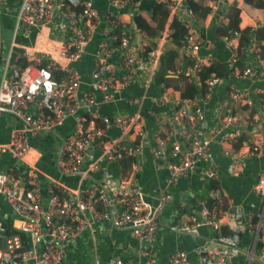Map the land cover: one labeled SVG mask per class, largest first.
Segmentation results:
<instances>
[{"label": "built area", "instance_id": "2783aa9c", "mask_svg": "<svg viewBox=\"0 0 264 264\" xmlns=\"http://www.w3.org/2000/svg\"><path fill=\"white\" fill-rule=\"evenodd\" d=\"M162 1L167 13L183 29L179 47L189 61L186 65L189 79L198 83L197 70L213 57L199 51L201 39L193 30L195 10L189 5L181 9L183 0ZM5 2L0 0V12ZM107 3L115 11L100 13L92 0H19L6 49L0 21V113L15 117L18 125L11 129L6 141L0 142V196L12 216L10 226L16 230L5 232L4 216L0 212V264H60L65 255L64 242L102 221L128 230L140 243L155 242L160 212L171 197L169 186L178 177L195 170L201 171L204 181L217 178L216 164L209 156L212 143L222 144L228 136L233 139L234 131L228 130L231 126L252 127L258 120L253 110L246 113L231 108L222 110L216 103L212 122L203 127L204 113L193 98L172 97L168 125L152 130L148 147L155 167L165 168L167 175L165 185L155 193L153 200L133 184L129 173L118 178L104 174L85 183L102 160L137 155L145 137L139 118L143 94L129 99L136 107L134 111L108 116L95 110L93 91L101 93L102 101H110L117 85L123 86L132 76H140L148 85L159 61L158 46L145 49L141 43L148 44L149 39L139 41L134 37L135 31L143 33V30L135 24L134 28L129 27L120 18L123 12L131 13L129 9L134 12L131 14H136L134 9L139 0H107ZM61 27L64 28L59 29ZM33 29L36 33L30 44L14 41L17 30L27 36ZM63 29L67 30L66 35L61 33ZM96 30L99 31L96 59L88 70L86 88L80 90L81 73L72 63L81 57ZM166 36L167 30L160 34V39ZM227 43L232 66L237 43ZM115 48L120 50L119 69L103 59ZM142 49H145L144 55ZM254 51L256 63L242 65L236 74L255 82L263 78L264 65L258 50ZM205 81L209 89L220 79L211 74ZM158 84L160 89L165 88L164 81L159 80ZM263 91L256 86V92ZM209 93L210 90L206 91L202 99ZM228 99L239 106L253 104L246 86L229 85ZM73 114L72 129L63 135L56 134L54 164L60 175H75L77 183L71 186L58 179L43 180L34 159L27 158L28 135L54 133L65 116ZM95 118L100 120V125L95 123ZM109 126L117 128L112 136H107ZM233 142L220 148L228 173L237 171L243 159L264 151V127L246 136L244 147L241 143L234 147ZM3 154L9 156L7 162L2 161ZM133 166L138 167V163ZM253 189L259 194L260 203L252 211L235 203L228 202L225 208L207 203L206 199L217 201L225 195L217 185L206 189L203 198L196 201L191 210L174 213L166 224L173 232H187L200 225L217 232L193 244L192 258L183 248L174 247L167 254V264H226L239 250L241 233L246 230L251 241L246 251L247 260L254 257L264 264V172L256 176ZM221 226L225 232L220 231ZM140 253L146 256L144 261L113 255L104 264H153L151 248L141 249Z\"/></svg>", "mask_w": 264, "mask_h": 264}, {"label": "crops", "instance_id": "0c3cea01", "mask_svg": "<svg viewBox=\"0 0 264 264\" xmlns=\"http://www.w3.org/2000/svg\"><path fill=\"white\" fill-rule=\"evenodd\" d=\"M92 1L99 11H115V8L108 5L107 0ZM197 1L200 2V7L195 10L196 18L193 24V30L201 39V45L199 48L200 53L212 55L213 59H217L223 64H230L231 49L227 42L236 41L237 43V34L234 35L235 33L232 32L229 36H226L219 32V28L227 21L226 13L228 7L231 4H235L238 7V29L245 26L254 27L264 24V7H257L246 3L243 0ZM18 2L19 0H6L1 8L0 21L2 26V42L4 43L5 49L8 46L13 31L15 23L14 11ZM149 2L150 0H139L137 8L134 10L153 27L155 26V22L152 21L149 16ZM212 3L214 4V7L211 6ZM186 6L188 5L185 3V0H183L180 3L181 9ZM130 11L131 13H134L131 9H129V12ZM131 13L123 12L120 14V18L125 21L129 27L134 28V21L132 18L134 14ZM171 19H174V17L167 13L163 25L156 30V34L150 35L144 31L143 33H137L135 31L134 37L139 41L144 40L145 37L149 39L148 44L145 42L141 43V46H144L145 49L152 46H158L159 61L160 55L164 49L173 47L176 52L173 59L175 68L171 72L169 71L170 73L167 75L173 74L174 76L177 74L176 70L179 72L181 68L187 73L186 65H188L189 61L184 57L183 50L179 45L176 46L173 44L171 39V28L169 26ZM62 28L64 27L59 29ZM166 30L168 31V36L160 39V34ZM35 33L36 30L33 29L27 36H23L21 31L17 30L15 32L14 41L18 44L28 45L32 42ZM61 33L66 35L67 30L63 29L61 30ZM56 34L61 35L60 33ZM98 38L99 31L96 30L86 44L81 57L72 63L73 67L81 73L82 80L79 87L80 90L86 88L89 80L88 70L96 59L95 43ZM257 41L254 37L249 40V43L240 56L243 65L246 63H256L254 50H258ZM145 49H142L141 51L143 55ZM119 54L120 50L115 48L105 55L103 59L119 69ZM260 62L264 65V57ZM241 67L242 66L240 65H237L236 67L234 66L229 72L228 77L225 79L220 78V81L214 87L209 88L208 90H210V93L206 99H202V94L200 93H196V95L189 98H193V100L201 107L204 113V120L201 125L207 127L209 123L212 122L216 103H219L222 106V110L231 108L243 112V108H241L243 106H239L229 101V85L234 84L249 88V96L253 101L251 107L253 109L255 107L257 108L256 110H253V113L258 118L257 122L252 127H244L241 125L231 126L228 130L234 131V138L230 139L232 136H228L222 144L213 142L209 156L216 164L218 170L217 178L219 180V185L222 187L227 197V203L239 204L245 208V210L252 211L255 210L260 203V196L254 191L253 183L256 176L260 172H264V151L243 159L240 166L237 167V171L228 173L226 169V158L222 155L220 150L223 145L228 143L232 144L239 134L243 135L241 145L244 147L246 145L245 137H248L250 133H256L257 131L263 130L264 127V122L262 121L264 111H261V108L257 105L258 103H256L257 95L260 93L264 94V91L256 92V86L264 89V76L261 80L255 82L247 77L238 76L236 73ZM187 74L188 77H191L189 73ZM159 87V84L156 83L154 79L150 81L148 85H145L142 78L135 75L132 76L129 81H126L123 86L117 85V91L115 92L113 99L110 101H102L101 93L99 91H93V96L96 101L94 105L95 110L98 113L108 116L126 114L134 111L136 107L129 99L143 94L139 107V118L143 124L145 137H142L141 151L137 155L133 157H122L114 161L102 160L101 165L98 166L97 170L91 172V176L85 179V183H88L91 178L99 179L103 177L104 174H109L118 178L126 177V173H129L131 174L130 179L133 184L138 185L145 196L151 200H153L155 193L165 185L167 177L166 169H157L155 167V160L148 147L152 142V130L157 127L166 128L168 125V107L171 104L170 99L172 97L181 96L179 93L180 87L174 88L172 85H165L163 90ZM246 108L249 110V107ZM73 117H75V114L65 116L62 123L54 129V133L39 132L28 135L30 147L28 149L27 158L34 159L35 164L40 170L39 176H41L43 180L49 178L53 180L58 179L62 184H70L71 186H74L77 183V177L75 175H60L54 164L55 152L58 145L57 135H63L72 129ZM95 123L97 125L101 124L98 118H95ZM17 126V120L15 117L8 113H0V142L6 141L11 129ZM116 131V127L109 126L106 129L107 136L114 135ZM130 139H133L132 135L130 136ZM8 160L9 156L3 154L2 161L7 162ZM135 162L138 163V167L133 166ZM40 180L41 179H39V182H41ZM169 191L171 192V197L160 212V225L157 230L155 242L143 241L140 243L128 230L114 228L109 222L102 221L101 223H94L91 228L82 229L76 236L64 242L65 255L60 264H104L106 260L113 255H118L122 258L130 256L138 258L140 261H144L146 256L141 254L140 250H145L146 248H151L153 252V264H167V254L177 246L186 250L188 255L192 258L193 255L191 249L193 244L197 241L214 236L217 230H214L207 225H200L187 232L176 233L171 231L168 227V229L165 230V224L169 222L170 217L174 213H177V211L186 212L191 210L193 208V200L196 202L201 198V193L205 192L201 171L195 170L192 173L178 177V179L169 186ZM0 202V212L2 215L5 218L9 215L12 219L2 196H0ZM250 243L249 231H243L240 237L239 250L226 264H261L260 261L254 257L247 260L246 251L249 248ZM151 245L154 246V249ZM258 252V245H256V253Z\"/></svg>", "mask_w": 264, "mask_h": 264}, {"label": "trees", "instance_id": "16d2710c", "mask_svg": "<svg viewBox=\"0 0 264 264\" xmlns=\"http://www.w3.org/2000/svg\"><path fill=\"white\" fill-rule=\"evenodd\" d=\"M246 3L252 4L257 7H264V0H243ZM185 3L189 5L191 8L196 10L200 7V2L197 0H185ZM150 19L155 22V26H150L147 21L140 16L139 14H134L132 16L134 24L137 25L139 28H141L144 32L154 35L156 34V30L160 28L163 25V22L166 19L167 16V8L165 7L162 0H150ZM227 21L226 23L219 28V32L223 33L226 36H229L232 32H236L234 35L237 34V55L236 60L234 61L233 65L230 66L228 64H223L217 59H213L210 63L203 65L201 68L197 70L198 74V83L194 82L192 79H189L188 74L185 73L184 69L181 68L179 72L176 75H167L172 70H174V56H175V50L173 47L165 48L164 51L160 55V61L156 69L154 70L153 79L156 83L159 82V80L164 81L165 85H172L174 88L179 89V93L181 97H193L196 95V93L204 94L206 91H208V85L205 81V78L211 74L216 75L219 79L223 78L225 79L228 77L229 72L233 69L234 66L243 65V61L240 59V56L242 55L244 49L246 48L247 44L249 43V40L251 38H255L257 41V48L259 55L263 58L264 57V24L259 26H245L240 29H238V7L235 4H231L227 9ZM169 26L171 28V36L172 41L174 45H179L180 43V36L182 34L183 29L178 25L177 21L174 19H171ZM170 71V72H169ZM257 101L258 107L261 108V111H264V94L260 93L257 95ZM243 108V112H249L252 110H256L252 107L246 108L245 106L241 107ZM86 117H89L88 114H86ZM243 139V135L239 134L235 141L233 142V146L237 147L240 145L241 140ZM219 185L218 178H210L204 181V191L210 187H214ZM204 193V192H203ZM203 193H201V198ZM199 197V196H198ZM192 199V198H191ZM214 199H206L207 203L220 205L222 208H225L227 206V197L226 195H223L220 200L213 201ZM192 207L196 205L195 200L192 202ZM179 212V211H177ZM4 223L6 226V233H11L16 231L14 228L10 226L11 219L9 215L4 218ZM221 232H225V228L221 226L220 228Z\"/></svg>", "mask_w": 264, "mask_h": 264}, {"label": "rangeland", "instance_id": "374dc122", "mask_svg": "<svg viewBox=\"0 0 264 264\" xmlns=\"http://www.w3.org/2000/svg\"><path fill=\"white\" fill-rule=\"evenodd\" d=\"M4 218H5V217H4ZM10 219H11V217H10ZM166 224H167V223H166ZM166 224H165V226H166V227H165V230H167V229H168Z\"/></svg>", "mask_w": 264, "mask_h": 264}, {"label": "water", "instance_id": "95a60500", "mask_svg": "<svg viewBox=\"0 0 264 264\" xmlns=\"http://www.w3.org/2000/svg\"><path fill=\"white\" fill-rule=\"evenodd\" d=\"M100 13H103V11H99ZM158 62V61H157Z\"/></svg>", "mask_w": 264, "mask_h": 264}]
</instances>
